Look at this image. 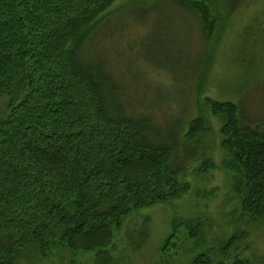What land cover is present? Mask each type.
<instances>
[{
	"label": "trees",
	"instance_id": "16d2710c",
	"mask_svg": "<svg viewBox=\"0 0 264 264\" xmlns=\"http://www.w3.org/2000/svg\"><path fill=\"white\" fill-rule=\"evenodd\" d=\"M115 1L0 0V97L8 100L0 113V264L61 251L105 263L125 218L190 188L180 177L196 151L181 132L167 134L166 122L163 131L129 112L118 83L84 56L105 22L99 15ZM177 2L196 12L211 38L204 4ZM206 103L226 119L220 147L236 172L242 215L264 217V129L245 126L232 102ZM187 127L188 142L205 131L199 117ZM186 228L195 234V226ZM244 236L232 235L222 249ZM191 264L211 260L200 254Z\"/></svg>",
	"mask_w": 264,
	"mask_h": 264
},
{
	"label": "rangeland",
	"instance_id": "374dc122",
	"mask_svg": "<svg viewBox=\"0 0 264 264\" xmlns=\"http://www.w3.org/2000/svg\"><path fill=\"white\" fill-rule=\"evenodd\" d=\"M177 1L183 0L115 1L99 15L105 22L84 56L118 83L129 112L143 113L163 131L166 122L167 134L176 128L181 142L196 151L180 177L188 192L125 218L105 263L93 253L61 251L46 260L30 253L19 264H191L200 254L211 264H264V217L242 215L233 190L236 172L220 147L226 119L206 103L232 102L245 126L264 129V0H184L209 11L207 40L196 12ZM7 102L0 97V113ZM196 117L205 131L188 142L187 124ZM206 161L212 166L202 169ZM188 224L196 227L191 237ZM171 233L172 244L164 248ZM236 234L244 239L223 250Z\"/></svg>",
	"mask_w": 264,
	"mask_h": 264
}]
</instances>
